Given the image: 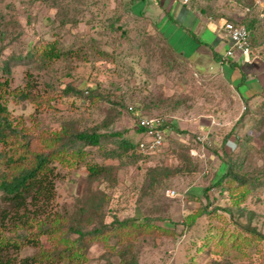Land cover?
Instances as JSON below:
<instances>
[{
  "label": "rangeland",
  "instance_id": "1",
  "mask_svg": "<svg viewBox=\"0 0 264 264\" xmlns=\"http://www.w3.org/2000/svg\"><path fill=\"white\" fill-rule=\"evenodd\" d=\"M161 1L145 0L141 10L129 0H0V78L10 91L29 84L50 97L37 108L8 94L13 120L34 134L62 126L105 134L100 146L83 147L82 159L51 160L53 198L33 220L91 216L86 229L112 230L87 240L85 261L43 264H264V239L250 233L264 234V83L244 100L211 55L177 53ZM187 3L209 20L249 26L252 55L264 65V0ZM52 42L64 57H31ZM88 89L100 98L88 97ZM141 114L167 124L162 146L146 156H134L136 149L108 156L120 140L139 142ZM226 163L249 184L238 203L231 194L239 182L230 185L229 175L218 182ZM90 165L107 171L89 175ZM6 207L0 196V212ZM121 222L126 229L116 231ZM243 238L245 245L233 242ZM36 240L10 254L24 264L53 246L46 234Z\"/></svg>",
  "mask_w": 264,
  "mask_h": 264
},
{
  "label": "trees",
  "instance_id": "2",
  "mask_svg": "<svg viewBox=\"0 0 264 264\" xmlns=\"http://www.w3.org/2000/svg\"><path fill=\"white\" fill-rule=\"evenodd\" d=\"M136 1L138 0H129L130 6H133ZM245 27L249 32L250 39L249 26ZM190 35L194 39L196 38L192 33ZM64 56L65 52L56 46V42H52L36 49L32 52L31 57H44L52 60ZM4 71H7V69L4 68ZM9 85L8 79L2 80L0 78V144L2 145L0 151V196L9 204V208L6 207L0 212V264H21L10 254L11 251H19L24 244L36 245V241H38L36 238L41 234L49 236L53 243L52 248L44 249L38 256L30 258V261L27 258L24 264L56 262L57 258L71 262L85 261L88 247L86 245L87 240L106 239L109 230H112V226L107 229L103 224H100L99 227L88 230L86 228L92 220L91 216L87 220H82L76 217L74 219L69 215L54 217L52 213H48L46 216L50 217L49 221L44 220L41 222V220L35 221L33 219L43 213L41 207L46 206L53 198L56 174H54L53 166L49 164L51 160L56 159L65 163L68 161V158L65 157L66 154L73 159H82L84 158L83 147L100 146L105 134L98 132L96 129L77 130L70 127L65 128L64 126L49 133V135L44 132L34 134L23 122L13 120L5 103V97L12 93L16 98L36 104L37 108L49 105L50 97L32 91L29 84L24 89L16 91H10ZM66 91H69V88ZM76 92L84 94L83 91ZM86 94L92 99L100 98L95 90L88 89ZM163 125L167 126L166 123ZM142 131L141 128L137 129L140 134ZM135 145L128 139L120 140L118 147L111 149L107 155L120 157L122 151L131 150L134 152ZM43 149H48V152L45 153ZM134 156L146 155L135 154ZM1 165L4 168H1ZM106 171L107 167L105 166H88L89 175L96 176ZM227 175L231 176L230 185L235 181L239 182H236L237 186L232 191H237V193L231 194L234 202L238 203L250 190L249 184L240 179L237 174L232 173V167L229 163H226V170L218 182H221L223 177ZM95 205L92 203L88 207H95ZM30 209L31 211H39L30 218L28 214ZM125 225L126 223L121 222L120 226L115 227L116 231L123 232L126 227H121ZM33 227L35 229H32ZM67 231L77 233V237L74 239L66 237L64 233ZM250 233L252 239H256V237L264 239V234L257 233L255 230ZM244 241L245 238L236 239L233 242L245 245ZM118 254L122 256L125 253L119 250Z\"/></svg>",
  "mask_w": 264,
  "mask_h": 264
},
{
  "label": "crops",
  "instance_id": "3",
  "mask_svg": "<svg viewBox=\"0 0 264 264\" xmlns=\"http://www.w3.org/2000/svg\"><path fill=\"white\" fill-rule=\"evenodd\" d=\"M143 1L145 0H138L134 5L142 4V10ZM159 3L160 7L162 5L160 9L166 11V18L170 23L169 45L177 53L191 54L195 50L199 58L203 54L207 60L211 55L212 60L223 69L227 80L233 86L237 87L239 84L237 90L244 100L255 96L258 88L264 83V65L260 63L261 66L259 60L255 58L256 60L252 62H246L241 56L222 60L228 43L219 32L213 31L209 21L212 19L211 16L205 17L202 11L193 10L191 5L189 6L187 2L183 3L182 0H164ZM191 33L196 37L195 39L190 35ZM202 49L205 51L200 52Z\"/></svg>",
  "mask_w": 264,
  "mask_h": 264
},
{
  "label": "built area",
  "instance_id": "4",
  "mask_svg": "<svg viewBox=\"0 0 264 264\" xmlns=\"http://www.w3.org/2000/svg\"><path fill=\"white\" fill-rule=\"evenodd\" d=\"M188 0H182L186 3ZM211 21V27L213 31L219 32L227 41L228 47L225 50L222 60L233 59L240 57L246 62H252L255 60V56L252 55L249 32L243 25L235 24L229 20H223V22ZM129 110L132 111L133 107L129 106ZM164 121L160 117H149L146 115H139L136 121V128H141V139L136 144L135 149L140 155L154 154L158 148H160L164 142L165 129ZM207 134H201L198 136V140L202 143L206 141Z\"/></svg>",
  "mask_w": 264,
  "mask_h": 264
}]
</instances>
